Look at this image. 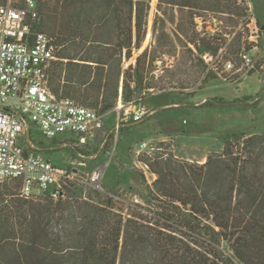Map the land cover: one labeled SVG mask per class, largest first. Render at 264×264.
Instances as JSON below:
<instances>
[{"label":"trees","instance_id":"trees-1","mask_svg":"<svg viewBox=\"0 0 264 264\" xmlns=\"http://www.w3.org/2000/svg\"><path fill=\"white\" fill-rule=\"evenodd\" d=\"M36 1V29L56 49L49 86L58 98L105 114L118 103L120 82L124 103L139 105L150 93L146 65L155 58L142 42L151 0ZM204 1L210 0L159 3L191 9ZM211 2L219 12L241 15L229 0ZM195 47L212 50L210 43ZM248 101L212 98L202 108ZM222 145L204 164L161 152L141 158L156 176L146 206L111 191L90 189L84 199L72 183L58 202L22 198L18 183V192L5 188L0 264H264V133H228Z\"/></svg>","mask_w":264,"mask_h":264},{"label":"rangeland","instance_id":"rangeland-1","mask_svg":"<svg viewBox=\"0 0 264 264\" xmlns=\"http://www.w3.org/2000/svg\"><path fill=\"white\" fill-rule=\"evenodd\" d=\"M229 1L239 8L241 15L224 9L219 12L210 7L213 6L211 0L199 2L191 9L151 0L142 49L149 47V54L155 58L152 65H146L145 74V83H150L152 89L140 97L139 104L157 112L131 130L122 125L117 129L116 124L122 120L118 121V113H109L104 118L107 124L104 132L114 128L109 138L105 141L102 130L92 143L79 146L69 133L52 142L44 140L31 125L30 138L39 148L48 145L55 148L48 153L55 163L64 166L69 159L87 162L83 182L75 184V188L82 191L79 192L82 198L90 196L91 188L84 184L87 172L104 167L99 192L125 195L128 201L136 195L139 204L146 206V189L152 187L156 176L139 162L141 158L154 157L161 152L178 161L204 164L209 155L223 152L222 138L228 133H264V0ZM208 43L210 51L199 53L195 47H207ZM206 53L212 60H204ZM242 53L252 58L254 68L248 74V81L237 85L224 70L228 61L240 67ZM137 55L133 50V61ZM119 93L122 101V82ZM244 95L250 101L236 107L199 109L212 98L233 102ZM119 98L115 108L121 109ZM121 103L128 107V103ZM135 105L132 103V110ZM164 105L169 107L164 108ZM187 133H194L198 138ZM156 134L165 138L150 141ZM143 141L148 148L139 154ZM64 142L67 147H63ZM78 152L87 159L78 157ZM140 174H144L145 181ZM17 185L16 182L5 183L0 191L8 187L18 192Z\"/></svg>","mask_w":264,"mask_h":264},{"label":"built area","instance_id":"built-area-1","mask_svg":"<svg viewBox=\"0 0 264 264\" xmlns=\"http://www.w3.org/2000/svg\"><path fill=\"white\" fill-rule=\"evenodd\" d=\"M39 20L36 0H7L0 5V186L16 182L22 198L58 202L67 198V184L83 182L87 162L69 159L64 166L56 164L48 157L54 148H39L28 137L31 125L44 140L52 142L69 133L79 146L92 143L102 130L106 141L113 131L104 132V114L98 109L53 93L49 69L57 60L56 49L48 35L36 29ZM205 56V61L210 58L209 53ZM240 58V67L231 61L225 64L224 71L235 84L254 68L248 54L242 53ZM121 109L124 121L116 124L117 129L129 121L140 122L151 113L141 105L132 110V103ZM62 145L68 146L67 142ZM147 148V143H141L139 154ZM78 157L87 159L80 152ZM103 170L96 167L88 171L84 184L102 191ZM132 201L139 203L138 196Z\"/></svg>","mask_w":264,"mask_h":264},{"label":"crops","instance_id":"crops-1","mask_svg":"<svg viewBox=\"0 0 264 264\" xmlns=\"http://www.w3.org/2000/svg\"><path fill=\"white\" fill-rule=\"evenodd\" d=\"M250 77L248 76L247 78H245L244 80H242L239 84H237V85H243L244 83H246L247 81H248V79H249ZM245 96H247V95H244L243 96V98L245 97ZM238 100V99H237ZM121 106H122V104H120ZM140 105V104H139ZM142 105V104H141ZM180 105V107H182L183 108V105H182V103L181 104H179ZM143 107L144 108H147V106L146 105H143ZM164 108H167V107H169V105H164L163 106ZM199 109H203V110H207V109H211V110H217L216 108H199ZM148 110H150L151 111V113H149L148 115H146L140 122H137V123H135V122H128V123H123L122 124V126L123 127H130V130L133 128V126H135V125H137V124H140V123H142L146 118H149V117H151L152 115H154L156 112H157V109H153L152 107L150 108V109H148ZM109 113H118V121L119 120H122V122L124 121V117H123V109H119V108H115V110H112V111H109V112H107V113H105L104 114V118H105V116L107 115V114H109ZM117 121V122H118ZM104 122H105V120H104ZM105 125L107 126V124L105 123ZM114 128H112V129H110V131L111 130H113ZM186 135H188V136H191V137H197L198 138V136L197 135H195L194 133H187ZM162 138H165L164 136H162L161 134L159 135V134H156V135H152V139L150 140V141H153V140H155V139H162ZM145 141H143L142 143H144ZM149 142V141H148ZM146 143V142H145ZM123 146L125 145V144H122ZM140 147V146H139ZM53 147H51V146H48V148H47V150L48 149H52ZM55 149V148H54ZM54 151V150H53ZM138 152H140V149L138 150ZM204 161H201L200 163H203ZM56 164H58V165H60L59 163H56Z\"/></svg>","mask_w":264,"mask_h":264},{"label":"water","instance_id":"water-1","mask_svg":"<svg viewBox=\"0 0 264 264\" xmlns=\"http://www.w3.org/2000/svg\"><path fill=\"white\" fill-rule=\"evenodd\" d=\"M28 137L30 138V134L28 133Z\"/></svg>","mask_w":264,"mask_h":264}]
</instances>
